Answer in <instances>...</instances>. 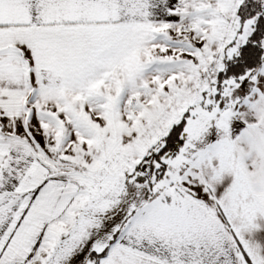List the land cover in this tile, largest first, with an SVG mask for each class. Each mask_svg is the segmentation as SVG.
<instances>
[{
    "label": "snow or ice",
    "instance_id": "6c2138e0",
    "mask_svg": "<svg viewBox=\"0 0 264 264\" xmlns=\"http://www.w3.org/2000/svg\"><path fill=\"white\" fill-rule=\"evenodd\" d=\"M0 264H264V0H0Z\"/></svg>",
    "mask_w": 264,
    "mask_h": 264
}]
</instances>
